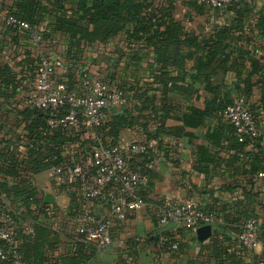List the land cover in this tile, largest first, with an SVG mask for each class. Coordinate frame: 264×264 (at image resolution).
Returning a JSON list of instances; mask_svg holds the SVG:
<instances>
[{
    "label": "crops",
    "instance_id": "obj_1",
    "mask_svg": "<svg viewBox=\"0 0 264 264\" xmlns=\"http://www.w3.org/2000/svg\"><path fill=\"white\" fill-rule=\"evenodd\" d=\"M156 1L181 22L193 17V27L202 22L209 29L228 21L226 14L210 8L199 15L188 9L184 0ZM13 2L0 0V165L9 164L5 160L11 158V153L19 160L28 154L29 128L36 125V120L24 112L23 102L34 86V70L42 56L62 60L63 67L51 76L55 82L75 85L84 72L107 80L122 92L120 103L106 115L103 132L82 130L79 138L83 144L67 146L66 156L76 159L92 149V140L101 136L116 140L120 146L141 142L146 147L141 154L128 155L129 166L141 170L148 179L140 189L144 206L124 219L111 217L110 244L103 249L90 245L80 250L82 264H264V179L251 181L250 177V156L264 154V139L259 137L237 148L232 127L221 110L226 98L233 101L243 97L264 133L261 74L249 75L246 88L248 68H240L239 73L228 70L222 76V90L215 96L196 75L194 61L184 57L186 48H167L164 54H158L150 44L128 48L121 35L84 44L76 52L63 36L32 46L26 39L10 34L5 25ZM253 4V15L264 12V2L254 0ZM122 116L133 120L114 129L113 123ZM0 181L12 184L10 177L0 176ZM31 184L39 200L30 206L34 217L58 235L55 247L36 264H61V259L74 254L69 235L80 222L78 213L100 212L103 198L85 199L84 183L67 186L51 175L50 168L32 174ZM45 190L53 195L54 203L43 201ZM72 194L81 198L76 206L71 203ZM187 197H194L203 210L225 212L231 220H243L246 217L242 215L250 214L248 218L255 219L262 229L258 245L252 250L243 249L237 233L232 231L198 241L194 231L177 223L158 224V207ZM4 199L7 208L23 215V206L18 203L14 207L10 199ZM168 237L177 243L176 250L163 243Z\"/></svg>",
    "mask_w": 264,
    "mask_h": 264
},
{
    "label": "trees",
    "instance_id": "obj_2",
    "mask_svg": "<svg viewBox=\"0 0 264 264\" xmlns=\"http://www.w3.org/2000/svg\"><path fill=\"white\" fill-rule=\"evenodd\" d=\"M183 3L188 9L199 15L210 8L195 0H184ZM253 7L254 4L248 3L246 0H236L227 5L224 11L210 8L212 11L216 10L226 14L228 21L220 25L209 26V29L208 24L202 22H197L193 27L194 18L191 16L188 21L183 22L175 19L171 10L156 0H14L9 14L40 30L43 40L57 36L65 37L67 45L73 49L72 52H76L77 48L84 44L90 45L96 41H106L120 35L123 36L128 48H132L138 43L150 44L156 48L158 54H164L167 48H186L188 51L184 57L194 61L196 75L205 82V89L216 96L222 90V76L228 70H235L239 73L240 68H248L244 79L246 88L249 87L246 79H249V75L253 73L261 74L262 80H264V65L259 57L251 54L253 46L264 48V12L262 10L253 15ZM6 27L10 34L20 36L12 27L8 25ZM166 55L168 54L166 53ZM66 84L70 88L78 87L79 80L75 85L71 82ZM233 101L226 98L221 105V110L224 112L226 106ZM24 112L35 116L36 120V125L33 124L29 128L28 154L25 159L19 160L11 153V158L5 160H9V164L1 163L0 176L10 177L12 184L7 185L0 181V198L6 196L10 199L12 206L15 207L19 203L24 207L23 215H19L16 210L7 208V203L4 205L11 219L18 224L17 236L20 243L17 245L22 264H36L38 260L44 259L47 250L55 247L58 235L50 230L48 225L34 217V211L30 206L38 204L39 200L36 197L35 188L31 184V175L52 166H61L70 160H84L91 149L79 154L76 159H72L66 156V147L71 144L74 146L79 144L80 147L83 144L79 138L82 130L97 134L99 130L103 132L106 122L91 128L81 126L75 130L60 127L50 129L45 123V119L49 115L48 111L25 107ZM251 112L254 116L252 110ZM132 120L125 116L119 117L113 123V128L126 126ZM111 131L110 126L108 132L111 133ZM232 132L237 148L248 142H238L233 127ZM92 141L96 146L99 143L114 144L116 140L104 139L101 136ZM0 157L3 158L1 155ZM250 159L252 162L250 177L253 181L255 173L264 172V154H252ZM139 172L144 174L141 170ZM80 199L79 196L72 194L71 203H75L76 206L77 200ZM211 211L224 215L226 224L218 227L227 231V234L229 231L237 233L238 224L250 216V214H245L242 215L246 217L243 220H231L228 214L221 210ZM1 213L3 214L4 210H1ZM78 215L81 217L82 213L80 212ZM24 220H29V222L25 223ZM25 224L32 227V232L26 233ZM73 234L74 232L69 235V239L73 244L74 254L61 259V264H82L83 251L80 250L90 247V245L83 246L73 241ZM224 234L226 233L222 235ZM173 241L175 240L168 237L164 239L163 243L165 246H169L168 243ZM176 249L177 247L173 250ZM0 264L7 263L0 262ZM234 264L242 263L234 261Z\"/></svg>",
    "mask_w": 264,
    "mask_h": 264
},
{
    "label": "built area",
    "instance_id": "obj_3",
    "mask_svg": "<svg viewBox=\"0 0 264 264\" xmlns=\"http://www.w3.org/2000/svg\"><path fill=\"white\" fill-rule=\"evenodd\" d=\"M195 1L224 11L227 5L236 0ZM5 23L32 46H38L43 40L40 30L12 14L6 15ZM251 54L259 57L264 65L263 47L253 46ZM62 67L60 58L42 56L39 59L34 70V86L25 97L24 107L48 111L45 123L50 129L60 127L75 130L81 126L91 128L101 125L108 112L120 103L122 92L112 87L107 80L90 77L84 72L80 75L78 87L70 88L64 81H53L51 76ZM223 116L233 127L238 142H253L259 137L264 139V133L258 129L256 119L243 97H238L227 105ZM145 149L141 142L125 146L99 143L84 160H70L61 166L50 168L51 175L67 186L75 182L84 183L85 199L103 198V209L100 212L82 214L74 231L73 241L83 246L94 245L103 249L111 242L110 218L124 219L144 206L140 189L146 186L148 179L129 166L128 155L143 153ZM253 179L263 180L264 172L255 173ZM5 203L6 200L0 198V262L22 264L17 245L20 243L17 236L18 224L5 210ZM1 210H4L3 214ZM157 222L159 225L173 222L186 230L194 231L205 224L224 225L226 219L220 212L203 210L194 197H187L158 207ZM24 228L26 233L32 232L31 226L25 224ZM260 232L261 228L255 219L243 220L238 224L237 231L240 245L245 250L254 249L259 243ZM176 247L175 241L169 244L170 249Z\"/></svg>",
    "mask_w": 264,
    "mask_h": 264
},
{
    "label": "water",
    "instance_id": "obj_4",
    "mask_svg": "<svg viewBox=\"0 0 264 264\" xmlns=\"http://www.w3.org/2000/svg\"><path fill=\"white\" fill-rule=\"evenodd\" d=\"M43 201L46 203H54L55 202L53 195L50 193V191H48V190L44 191ZM194 233H195V237L198 241H203L210 236L227 233V231L219 228L218 226H214L211 224H205V225L198 226L194 230Z\"/></svg>",
    "mask_w": 264,
    "mask_h": 264
}]
</instances>
